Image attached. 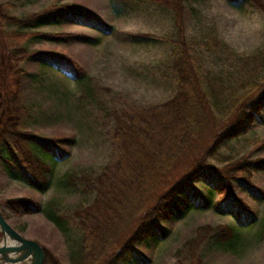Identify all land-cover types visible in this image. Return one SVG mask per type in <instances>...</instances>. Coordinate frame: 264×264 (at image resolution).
<instances>
[{
    "label": "trees",
    "instance_id": "obj_1",
    "mask_svg": "<svg viewBox=\"0 0 264 264\" xmlns=\"http://www.w3.org/2000/svg\"><path fill=\"white\" fill-rule=\"evenodd\" d=\"M185 1L150 0L170 9L176 29L166 65L173 83L172 95L159 104L127 103L106 110L104 133L110 138L114 160L98 171L71 170L64 181L66 187L91 193L89 204L61 211L52 201L47 203L46 216L66 236L69 264H122L128 259L139 264L144 258L136 252L135 243L165 238L167 224L189 210L211 208L217 214L234 218L237 229L249 228L256 222L254 210L235 193V187L255 200L264 198L263 191L250 180L251 172L264 171V157L240 158L222 166L213 165L209 158L217 157V148L225 140L245 133L253 124H264V82L254 85V94L223 104L222 91L210 84L197 54L198 49L210 52L223 47L214 35L204 41L183 36ZM250 1L264 12V0L228 3L240 9ZM9 6L0 3V165L13 179L44 192L50 186L51 166L67 156L71 140L66 136L42 137L23 128L31 118V110L21 100L18 80L15 79L16 87L11 88L8 79L23 72L19 65L26 58L27 49L20 45V39L26 35L21 29L58 24L65 19L82 22L102 34L112 28L72 3L27 16L12 15ZM11 26L13 29L8 30ZM39 35L54 40L75 36H34ZM138 36L151 38L146 33ZM76 37L88 43L97 41L85 35ZM38 55L51 60L55 69L76 81L80 98L90 94L91 78L73 59L52 51ZM221 106L224 113L219 115L217 108ZM0 205L15 215L43 210L27 196L0 198ZM3 213L6 218L5 210ZM206 228L212 230L208 236L218 245L233 248L243 241L237 229ZM257 233L264 236V224ZM188 245L189 241L182 247L192 258ZM180 250L176 252L179 254ZM43 259V264H59L45 248Z\"/></svg>",
    "mask_w": 264,
    "mask_h": 264
},
{
    "label": "rangeland",
    "instance_id": "obj_2",
    "mask_svg": "<svg viewBox=\"0 0 264 264\" xmlns=\"http://www.w3.org/2000/svg\"><path fill=\"white\" fill-rule=\"evenodd\" d=\"M0 3L10 4L9 12L21 16L72 3L112 28L102 34L82 22L65 19L58 24L21 29L26 35L20 39V45L27 49L26 58L19 65L23 72L8 77L11 88L16 87L15 79L18 80L21 100L31 110V118L23 128L42 137L66 136L71 143L67 156L55 160L51 166L50 186L44 192L13 179L0 165V198L27 196L43 208L40 212L16 215L6 207L3 209L10 224L24 237L39 241L59 264H69L66 236L46 216L47 203L52 201L61 211L89 204L91 193L66 187L64 181L71 170L98 171L114 160L110 138L104 133L106 110L127 103L159 104L172 95L173 83L166 65L176 29L170 9L150 0H0ZM184 7L183 36L204 41L214 35L223 47L210 52L198 49L197 53L210 84L222 91L223 104L254 94L257 91L254 85L264 82V12L251 1L243 3L240 9L228 0H186ZM39 33L75 36L60 40L34 36ZM145 33L151 38L138 36ZM76 35L97 41L88 43ZM41 51L73 59L91 78L90 94L80 98L76 81L55 69L51 60L39 56ZM217 109L219 115L224 113L222 106ZM201 144L198 143L200 147ZM216 153L217 157L209 160L219 166L240 158L264 157V124H253L245 133L225 140ZM250 180L264 193V171L251 172ZM199 187L206 191L205 187ZM235 193L254 210V225L237 229L234 218L217 214L211 208L189 210L167 224L165 238H145L135 243L136 252L144 258L139 264H264V236L257 233L264 224V198L255 200L237 187ZM208 226L237 229L243 241L233 248L218 245L208 236L212 231L207 230ZM187 241L192 258L182 247ZM177 249H181L179 254ZM122 264L138 263L128 259Z\"/></svg>",
    "mask_w": 264,
    "mask_h": 264
},
{
    "label": "water",
    "instance_id": "obj_3",
    "mask_svg": "<svg viewBox=\"0 0 264 264\" xmlns=\"http://www.w3.org/2000/svg\"><path fill=\"white\" fill-rule=\"evenodd\" d=\"M3 210L0 205V264H43L44 248L39 241L24 237L4 217ZM5 239H9V246L2 250L1 243Z\"/></svg>",
    "mask_w": 264,
    "mask_h": 264
},
{
    "label": "bare ground",
    "instance_id": "obj_4",
    "mask_svg": "<svg viewBox=\"0 0 264 264\" xmlns=\"http://www.w3.org/2000/svg\"><path fill=\"white\" fill-rule=\"evenodd\" d=\"M8 246H9V239L3 240L1 243L2 250H7Z\"/></svg>",
    "mask_w": 264,
    "mask_h": 264
}]
</instances>
